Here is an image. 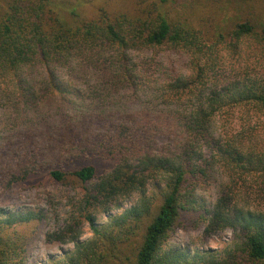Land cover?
<instances>
[{
	"label": "trees",
	"instance_id": "obj_1",
	"mask_svg": "<svg viewBox=\"0 0 264 264\" xmlns=\"http://www.w3.org/2000/svg\"><path fill=\"white\" fill-rule=\"evenodd\" d=\"M147 1L100 0L86 16L88 0H0V152H16L0 160V184L82 187L77 215L48 234L75 242L59 264H264V156L257 133L229 128L236 108L264 114V78L236 79L245 54H264V20L208 43ZM163 47L188 57L189 75L149 71L154 59L139 54ZM27 220L0 216V264H23L16 226ZM82 222L92 234L78 241ZM180 223L234 238L216 251L163 249Z\"/></svg>",
	"mask_w": 264,
	"mask_h": 264
},
{
	"label": "rangeland",
	"instance_id": "obj_2",
	"mask_svg": "<svg viewBox=\"0 0 264 264\" xmlns=\"http://www.w3.org/2000/svg\"><path fill=\"white\" fill-rule=\"evenodd\" d=\"M141 1L144 2V0H122L125 7L129 9H134ZM98 2L100 0H88L85 3L84 15H92ZM148 2L145 0L144 5H149L148 7L146 5V8L153 9L155 5ZM156 5L166 11L171 19H183L188 25L197 29L201 28L203 38L208 43L215 41L219 33H223L227 40L228 32L235 23L264 20V0H161V2L157 0ZM139 56L154 59L153 64L149 66V71L158 77L164 76V73L172 76H187L191 71L188 57L177 50L164 47L148 48ZM231 57L228 55L225 59L227 66L237 65L238 61ZM240 63L243 71L240 72L241 74L238 73L240 75L237 74L236 79L252 78L263 82L264 54L261 51L248 52ZM246 107L249 108L247 111L243 108L235 109L233 124L229 128L235 131L257 133V139L254 141L257 147L255 151L264 156V114L249 106ZM15 154L16 152L5 149L3 154L0 152V160L3 156H8L7 159L10 160ZM150 190H153L152 187ZM82 193L81 186L71 183H53L42 177L31 182L15 183L9 187L5 182L0 184V216L4 212H23L28 219L16 226L17 233L27 236L23 245L25 248V252L22 253H25L23 264H59L64 255L73 249L74 241L49 239L48 234H54L65 227L72 212L77 215V204L74 203ZM203 196L204 203L207 206L210 205L216 196L215 188H206ZM137 197L138 194H134L131 198L120 202L121 207H112L108 212L114 214L129 207ZM97 219V223H102L107 221L108 216L105 213H98ZM78 230L80 232L78 241L85 240L92 234L87 222H82ZM233 238L234 232L229 228L207 233L202 223L197 226L193 223L188 226L180 223L169 234L163 249L174 248L186 250L189 253L216 251L230 244Z\"/></svg>",
	"mask_w": 264,
	"mask_h": 264
}]
</instances>
